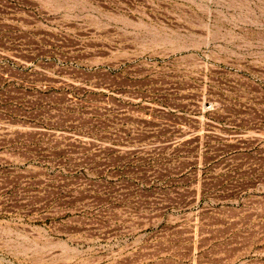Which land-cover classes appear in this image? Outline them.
Returning a JSON list of instances; mask_svg holds the SVG:
<instances>
[{"label":"rangeland","instance_id":"obj_1","mask_svg":"<svg viewBox=\"0 0 264 264\" xmlns=\"http://www.w3.org/2000/svg\"><path fill=\"white\" fill-rule=\"evenodd\" d=\"M0 264H264V0H0Z\"/></svg>","mask_w":264,"mask_h":264}]
</instances>
